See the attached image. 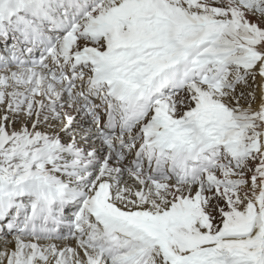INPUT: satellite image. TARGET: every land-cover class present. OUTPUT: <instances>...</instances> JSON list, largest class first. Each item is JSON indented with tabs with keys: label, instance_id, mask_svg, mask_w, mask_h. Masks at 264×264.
Here are the masks:
<instances>
[{
	"label": "snow or ice",
	"instance_id": "1",
	"mask_svg": "<svg viewBox=\"0 0 264 264\" xmlns=\"http://www.w3.org/2000/svg\"><path fill=\"white\" fill-rule=\"evenodd\" d=\"M0 264H264V0H0Z\"/></svg>",
	"mask_w": 264,
	"mask_h": 264
},
{
	"label": "bare ground",
	"instance_id": "2",
	"mask_svg": "<svg viewBox=\"0 0 264 264\" xmlns=\"http://www.w3.org/2000/svg\"><path fill=\"white\" fill-rule=\"evenodd\" d=\"M0 247H2V245H0Z\"/></svg>",
	"mask_w": 264,
	"mask_h": 264
}]
</instances>
